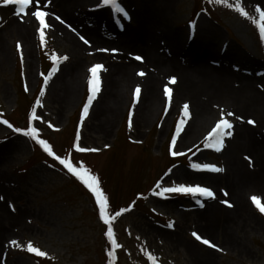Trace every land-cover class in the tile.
<instances>
[{
  "label": "rangeland",
  "instance_id": "1",
  "mask_svg": "<svg viewBox=\"0 0 264 264\" xmlns=\"http://www.w3.org/2000/svg\"><path fill=\"white\" fill-rule=\"evenodd\" d=\"M241 2L249 15L258 19L255 8L264 9V0ZM120 4L128 19L114 14L99 0H74L66 9L49 3L59 15L60 20L55 19L61 27L57 31L47 28L43 45L35 27L29 48L14 30H9L14 16H18L16 6H5L0 0V41L6 51L0 61V120L26 129L35 108L40 119L32 120L31 124L38 128L40 138L57 155L69 157L76 167L82 164L98 178L109 200V213L114 215L120 209H128L112 221L120 247L115 249L111 264H152L149 254L155 257L156 264H264V214L250 199L256 195L264 202V192L257 185L259 180L252 179L254 184H248L251 180L247 179L240 193L243 209L238 207L235 211L237 202L228 183L232 178L224 176L223 151L227 144L223 138L219 151L204 146L208 133L220 119L221 106L212 109L213 115L203 130L185 144H180L179 139L193 117L192 108L189 106L190 115L183 117V105H189L188 99L174 107L173 91L169 101L164 95L165 85L148 123H138L135 84L122 91L127 101L123 99L119 105L113 123H105L104 97L93 107L100 91L87 116L81 119L89 95V68L96 63L122 66L132 59H115L110 52L96 55L86 51L79 56L74 45L63 37L70 30L82 45L81 37L88 40L89 33L97 31L100 40L108 41L110 27L118 33L144 26L153 28L157 12L167 8V28L175 35L176 46L171 48V38L158 31L154 51L160 50L164 55L170 52L172 56L176 51L183 63L204 60L206 65L225 70L234 78H245L257 87L264 84V40L256 25L237 11L208 0H120ZM24 16L25 21L31 18ZM17 43L21 45L20 52ZM53 56L67 59L58 60L54 69ZM76 61L83 65L76 79V97L64 103L60 95L65 84L50 86V81L57 71L68 70ZM50 73L51 78L45 83L44 77ZM244 117L249 119L245 114L240 119L226 118L233 126L237 122L247 126L246 132L264 158V129H249ZM181 119L185 123L177 133ZM76 144L97 151L80 152ZM254 146L253 152L251 146L245 150L238 148V161L244 172L263 180L264 167L256 160ZM171 151L184 156L176 160ZM192 163H209L223 169L197 172L222 177L225 183L212 186L202 180L194 182L191 177L199 176ZM158 181L163 186L175 182L208 187L214 192L212 199L216 203L211 204V198H198L197 203V198L179 193L157 197L153 193L159 190ZM90 197L85 185L58 162L50 160L39 144L0 123V264H109L108 252L112 248L106 236L107 226L99 219L98 205ZM212 206L218 207L216 215L207 218L209 211L204 209ZM193 233L216 247L198 241ZM11 240L20 247L11 244ZM29 241L45 251L47 258L29 253Z\"/></svg>",
  "mask_w": 264,
  "mask_h": 264
},
{
  "label": "bare ground",
  "instance_id": "2",
  "mask_svg": "<svg viewBox=\"0 0 264 264\" xmlns=\"http://www.w3.org/2000/svg\"><path fill=\"white\" fill-rule=\"evenodd\" d=\"M73 1L42 0V7L47 2L44 10L49 13L46 16V21L51 29L57 31V28L61 27V25L58 22L59 25L56 23L55 18L59 15L48 6L49 3L53 6H63L66 9L67 6H71ZM166 12L167 8L157 12L153 21L155 28L154 26L153 28L150 26L148 29V26H144L145 28L140 30L132 29L124 33H118L113 32L112 27H110L108 32L111 36H109L110 39L108 41L100 40L97 31L90 32L87 40L88 43H81L82 45L76 42L70 30L63 36L65 42L74 45V48L77 49L76 54L79 56L86 51L99 55L105 51H98V49H116L117 51L115 52L107 51L105 53H113L116 57L115 59L119 60L126 61L132 59L131 62L122 66L104 65L105 70L99 73L101 78V93L99 98L97 97L98 100L94 101L93 107L104 97L102 102L106 105L103 109L105 123H113V119L117 116L119 105L123 102V99L127 98L124 94L122 95V91L130 84L139 85L141 88V95L135 106L136 116H139L138 123L139 125L148 123L154 116V108L157 105L160 90L164 87L163 85H168L173 91L172 103L174 107H176V103H180L183 99H188L189 106L193 111V117L179 139L180 144L193 140L203 130L207 124L206 122L213 115L212 109H217L219 106H221V109L225 113L232 112L233 115L231 117L234 119H237L239 116L243 117L244 114L249 115V119L243 118L248 119L247 123L249 120L254 121V124H247L249 129L253 131L255 129L259 131L264 129V84L255 87L251 81L245 78H234V75L228 74L225 70L206 65L204 60L202 63H183L178 60L176 51L173 52V56L170 55V52L164 55L160 50L154 51L153 41L154 36H156L155 33L158 31L160 34L171 38V48H175L176 46V42L173 40L175 35L168 31L167 28ZM25 18V16L23 19L20 16H14V24H12L9 30H14L25 45L30 48V34L32 31L35 32L34 29L35 27L36 29L38 28V24L33 17L26 21ZM5 53L4 46L0 41V61L4 60ZM28 55L30 57L31 53L29 52ZM137 56L142 57V60H137L135 58ZM110 58L114 59L112 56ZM82 68V63L76 61L68 70L57 71L50 81V86L56 83L65 84L63 92L60 95L64 103L74 101V97H76V79ZM140 72H143L144 75H139ZM170 77L176 78L174 84L169 82ZM202 100L204 101L202 102ZM245 127L247 126H244L243 122H237L231 129L233 130V134L224 137L227 144L223 151L226 164L224 176L228 175L232 178V180L228 178L229 182H227L231 187V196L237 202V205L233 208L235 211L238 207L240 210L243 209L240 193L242 192V187L245 188L244 184L247 183V179L251 180L248 184H254L252 179L257 178L259 180L257 185L264 192V179H259V177L253 176V174L244 172L241 163L238 161V148L245 150L251 146L253 152L254 142L251 135L246 132ZM254 150L257 154L255 155L257 162L264 167L262 153L255 146ZM182 174L184 173H179V175ZM186 176L189 177L188 175ZM196 176H199V178L191 177L194 182L202 180V182L212 186L225 183L222 177L215 175L197 174ZM210 202L211 204L216 203L212 198ZM206 210L207 212L209 211L207 218H212L216 215L218 207L212 206L208 209L206 207L204 211L206 212Z\"/></svg>",
  "mask_w": 264,
  "mask_h": 264
},
{
  "label": "snow or ice",
  "instance_id": "3",
  "mask_svg": "<svg viewBox=\"0 0 264 264\" xmlns=\"http://www.w3.org/2000/svg\"><path fill=\"white\" fill-rule=\"evenodd\" d=\"M209 3H215L217 5H225L230 9H233L237 11L242 17H246L248 19H251L252 22L256 25L259 36L261 40H264V9H262L260 6H257L255 8V12L258 14V19L253 18L249 15L248 11L245 10V8L242 6L241 0H234V2H231V0H208ZM99 3L103 6H108L112 9L114 14L123 17V19H128V13L127 11L121 6L120 0H99ZM2 4L7 5H14L16 6V15L20 16L21 19H23L24 15H30L31 17L35 18V21L38 22V28L37 32L40 36V42L43 45L45 42V30L50 27V25L46 21V16H48V12L44 10L47 6V2L44 3L43 7L42 0H2ZM34 9V10H31ZM26 10H29L26 12ZM57 20H60V17H56ZM61 23H64L61 20ZM81 39L84 41L85 44L88 43L84 37H81ZM17 51H21V45L17 43ZM98 51H117L116 49H98ZM137 60H142V57L137 56L135 57ZM53 68H57V61L58 60H66L67 57H57L53 56ZM21 60H23V54L21 52ZM105 70L104 66L100 63L93 64L89 68L90 72V78L88 80V91L89 95L87 98V102L83 105L82 108V115L81 119L83 117L87 116L89 112V106L91 105L93 99L96 97V94L101 89V78L99 73L101 71ZM139 75L143 76L144 73L140 72ZM51 78V73L48 76L44 77L45 83ZM176 78L170 77L169 82L175 83ZM27 87H25V91H27ZM171 94L172 89L165 85L164 87V95L168 97L169 101H171ZM40 95H44V89H41ZM141 95V88L138 85L134 90V98H139ZM36 104L40 105V100H36ZM190 115L189 112V105L185 103L183 105V117H188ZM232 112H227L226 114L222 111L220 119L215 124V127L212 128V130L208 133V137L206 138L205 147L206 148H215L217 151L220 150V146L222 145L223 138L225 136H231L232 132L231 129L233 127L232 122L227 119L226 117L232 116ZM40 119L39 116H37L36 109H32V116L30 117L29 125L26 129H21L18 127H14L9 121L0 120V123L7 125L8 128H11L13 132L15 133H21L25 137H29L30 139L34 140L37 144H39L42 149L50 156L53 157L56 161L59 162L60 165L63 166L64 169H66L69 173H71L73 176H75L77 179H79L95 198V202L98 205L99 210V218L104 222V224L107 226L106 236L108 241L111 243V248L108 252L109 256V264H111L112 259L114 258L115 249L119 248L120 245L116 242V239L114 238L113 233V227H112V221L115 219V217L121 215L123 212L127 211L128 209H120L115 212L114 215L110 214L109 209V200L108 197L105 195V193L102 191L100 183L98 178L95 175H92L88 169H86L82 164L79 167L74 166L72 160L69 157H61L54 153L52 147L50 144L44 140L41 139L39 136V130L36 127H33L31 124L32 120ZM237 119H240L237 117ZM184 119H181L177 125V133L180 131V125L184 124ZM249 124H254V121L249 120ZM49 127H53L51 124H49ZM173 144H175V139L172 141ZM76 149L80 152L84 151H97L96 149H87L82 148L79 146V144L75 145ZM183 153L177 152V151H171L172 156H179ZM191 167L195 170H207L212 172L217 171H223V169L217 168L213 164L209 163H192ZM171 171V170H169ZM167 175V174H166ZM156 187L159 189L158 191H154V195L160 198H167V194L171 193H179L184 195H191L193 198H197V203L200 202L198 198H214V192L205 186H201L199 184L192 185V184H185V183H173L171 186H163L161 182H157ZM252 204L259 210L261 214H264V202L261 201V198L253 195L250 197ZM223 203H228L227 201H222ZM229 206H231L229 204ZM131 208V205L129 206ZM171 223L169 224V227H171ZM193 236L198 240L201 241L203 244L215 248L216 245L213 244L210 240L202 238L200 235L193 233ZM11 244L20 247V245L15 240L10 241ZM27 251L29 253H34L40 257H45L47 253L45 251L40 250L38 247H34L33 243L29 241L27 243ZM149 261L152 262V264H156V259L153 255H148Z\"/></svg>",
  "mask_w": 264,
  "mask_h": 264
}]
</instances>
